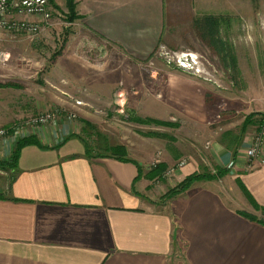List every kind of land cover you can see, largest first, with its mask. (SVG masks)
<instances>
[{
  "label": "crops",
  "instance_id": "1",
  "mask_svg": "<svg viewBox=\"0 0 264 264\" xmlns=\"http://www.w3.org/2000/svg\"><path fill=\"white\" fill-rule=\"evenodd\" d=\"M76 12L78 33L125 60H146L161 46L211 48L226 78H235L240 51H252V0H77ZM202 81L179 78L176 89L171 83L169 88L204 100L212 86ZM78 82L89 83L95 96L104 90L97 78ZM65 83L61 78L55 84L64 94ZM9 84L0 88L2 128L44 111L33 110L24 85ZM78 102L79 121L60 117L57 124L30 130L26 138L38 144L22 149L16 170L0 171V264H264V225L245 216L257 215L237 184L264 208V165L246 171L247 148L264 129V103L244 129L245 119L237 140L217 138L211 145V157L230 172L224 181L196 183L161 204L164 192L148 173L159 163L169 169L180 155L139 139L136 148L119 145L128 161L111 157L112 147L96 154L80 135L96 119ZM22 139L7 142L13 149ZM12 149L0 159L8 160ZM195 172V165H184L175 177L182 182Z\"/></svg>",
  "mask_w": 264,
  "mask_h": 264
},
{
  "label": "rangeland",
  "instance_id": "2",
  "mask_svg": "<svg viewBox=\"0 0 264 264\" xmlns=\"http://www.w3.org/2000/svg\"><path fill=\"white\" fill-rule=\"evenodd\" d=\"M51 4L52 21L43 26L39 34L0 33V84L24 85L21 92L31 96L33 110L40 108L58 112L60 117L78 121L82 115L77 109L80 106L78 100L87 102H83L82 107L90 110L96 123L84 126L80 135L96 154H106V149L120 144L136 148L137 139L144 142L150 140L166 146L168 154L180 155L177 163L169 168L193 164L197 171L194 174H221L213 181H224L230 172L219 168L211 157V145L216 143L217 138L225 137L226 142L237 140L245 119L261 109L264 103V0H252V51H240V63L233 73L235 78H226L228 74L220 64V57L211 48L193 51L161 46L146 60H125L114 51L96 46L90 38L74 29L75 22L70 23L68 19L67 0H51ZM244 23L242 20V27H245ZM164 52L198 55L202 75L182 73L170 66L163 56ZM61 78H65L68 87L66 94L55 85ZM96 78L100 82L98 86H104L103 92L97 94L99 96L89 91V83L80 86L78 82L79 79H86L95 83ZM179 78L202 83V79L208 81L212 88L205 102L194 92L186 99L178 90L174 92ZM170 83L174 85L171 91ZM192 88L196 90L197 87ZM198 90L203 91L201 88ZM80 91L85 94L82 98L76 97L75 92L79 94ZM174 94H179L180 98H172ZM174 102L177 104L170 105ZM44 111L34 112L27 118ZM152 116L159 122L175 126L137 121L152 119ZM15 148H10L8 142L0 143V154L5 155L12 149V156ZM248 165L246 171L251 172L247 169ZM163 176L161 179H150L164 192L158 200L161 204L177 198L170 201L163 199L184 181L179 182L175 176L170 179ZM239 181L237 184L241 188ZM254 210L257 216L252 217L264 220V213Z\"/></svg>",
  "mask_w": 264,
  "mask_h": 264
},
{
  "label": "built area",
  "instance_id": "3",
  "mask_svg": "<svg viewBox=\"0 0 264 264\" xmlns=\"http://www.w3.org/2000/svg\"><path fill=\"white\" fill-rule=\"evenodd\" d=\"M53 18L51 0H0V33L7 32L16 35L34 36L42 31L43 26H48ZM170 66L187 74L201 76V61L194 53L170 54L164 52ZM60 113L47 112L31 117L20 124L10 128H0V143L7 142L12 138H26L30 130H37L49 125L57 124ZM249 171L256 165H264V129L256 136L252 146L246 151ZM184 165L169 168L164 173L165 179H170Z\"/></svg>",
  "mask_w": 264,
  "mask_h": 264
},
{
  "label": "trees",
  "instance_id": "4",
  "mask_svg": "<svg viewBox=\"0 0 264 264\" xmlns=\"http://www.w3.org/2000/svg\"><path fill=\"white\" fill-rule=\"evenodd\" d=\"M67 7L68 10L70 12V16H69V22L70 23H74L75 21L79 20L80 17L76 12V6H77V0H67ZM11 84H0V88H7L10 87ZM138 122L142 123V124H149V123H154L157 125H168V126H175L173 124H167V123H162L159 122L157 120H152V119H146V120H137ZM251 122V117H248L245 124H244V129L245 127H247V125H249ZM32 144H38V142L33 138H25L20 140L17 144H16V148L12 154V156L5 161H0V171H14L17 169L18 167V162H19V158H20V154L21 151L24 147L28 146V145H32ZM108 153L110 154L111 157H114L115 159L121 160V161H128L127 159V150L124 146H116V147H112L108 150ZM102 156V155H100ZM168 169V166L166 164L163 163H159L154 165V167L150 170L149 174H148V178L149 179H161L163 174L165 173V171ZM221 177L220 175L217 176H211V175H202V174H192L190 176H188L181 184H179L176 188L171 189L164 197L163 199L165 201H170L172 199H174L175 197L187 192L188 190H190L192 188V186L198 182L201 181H213L216 178ZM240 182V181H239ZM241 188L243 189L244 193L246 194V196L248 197L250 203L252 204V206L258 210V211H262L264 213V208L260 207L255 200L252 198V196L248 193V191L243 187L242 183L240 182ZM247 217H249L252 221H256L260 224L264 225V220H258L255 217H250L248 215H245Z\"/></svg>",
  "mask_w": 264,
  "mask_h": 264
}]
</instances>
